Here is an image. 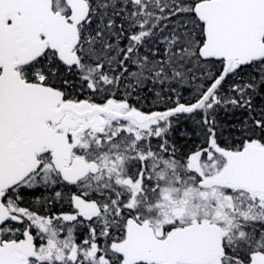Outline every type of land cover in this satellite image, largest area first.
<instances>
[{
    "label": "snow or ice",
    "instance_id": "snow-or-ice-1",
    "mask_svg": "<svg viewBox=\"0 0 264 264\" xmlns=\"http://www.w3.org/2000/svg\"><path fill=\"white\" fill-rule=\"evenodd\" d=\"M0 264H264V0H0Z\"/></svg>",
    "mask_w": 264,
    "mask_h": 264
},
{
    "label": "trees",
    "instance_id": "trees-1",
    "mask_svg": "<svg viewBox=\"0 0 264 264\" xmlns=\"http://www.w3.org/2000/svg\"><path fill=\"white\" fill-rule=\"evenodd\" d=\"M180 128H182V129H180ZM180 130H181L182 132L179 133ZM185 131H189V132L192 131V126H191V124H182V127L180 126V127L178 128V130H177V137L180 138L181 140H183V139H184L183 133H184Z\"/></svg>",
    "mask_w": 264,
    "mask_h": 264
},
{
    "label": "rangeland",
    "instance_id": "rangeland-1",
    "mask_svg": "<svg viewBox=\"0 0 264 264\" xmlns=\"http://www.w3.org/2000/svg\"><path fill=\"white\" fill-rule=\"evenodd\" d=\"M181 127H182V124H181ZM180 129H182V128H180ZM180 132H182V131L180 130L179 133H180ZM176 135H177V132H176Z\"/></svg>",
    "mask_w": 264,
    "mask_h": 264
}]
</instances>
